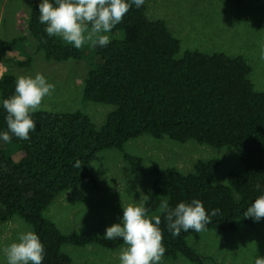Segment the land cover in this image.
<instances>
[{
    "label": "trees",
    "instance_id": "trees-1",
    "mask_svg": "<svg viewBox=\"0 0 264 264\" xmlns=\"http://www.w3.org/2000/svg\"><path fill=\"white\" fill-rule=\"evenodd\" d=\"M237 3L243 0H235ZM39 4V3H38ZM38 4H31L28 33L0 44V63L6 72L0 78V102L14 93V68H27L34 58L22 54V44L30 37L46 60H81L83 51L49 38L38 21ZM111 43L97 46V62L85 82L84 101L113 105L116 109L105 125L97 129L80 112L32 114L36 122L30 140L15 137L0 142V221L15 216L32 226L45 245L43 264H72L62 252L65 244L79 247L98 245L109 250L122 247L120 239L105 240L97 233L64 236L44 216L46 209L63 192L97 186L93 161L106 149L124 150L130 140L142 135L168 137L185 143L193 140L213 148L241 147L244 172L230 173L227 184H215V160L199 161L190 173L175 168L151 167L156 179L144 201L149 216L159 213L162 200L171 207L180 202L200 200L206 212L216 211L205 230L232 232L238 222L250 223L244 212L264 192V92L255 90L251 67L241 57L224 53L187 51L181 58V41L163 20H151L146 0L132 7L110 33ZM6 113L0 107V131L7 130ZM20 159H15V154ZM124 158L137 173L144 170L139 157ZM77 162L81 167H76ZM165 257L182 255L195 264L207 258L189 244L192 230L173 237L163 216Z\"/></svg>",
    "mask_w": 264,
    "mask_h": 264
},
{
    "label": "rangeland",
    "instance_id": "rangeland-1",
    "mask_svg": "<svg viewBox=\"0 0 264 264\" xmlns=\"http://www.w3.org/2000/svg\"><path fill=\"white\" fill-rule=\"evenodd\" d=\"M39 2L0 0V44L28 33L24 21L28 5ZM146 14L151 20L165 21L170 32L181 41L178 58L187 51L241 56L251 67L249 78L255 90L264 92V0H243L241 3L235 0H146ZM23 26L27 30L25 34ZM108 35L111 40L113 36ZM21 46L25 56L20 54L19 57L30 56L34 60L27 68H14L16 77L40 73L55 85V91L44 99L39 111L80 112L87 115L97 129L105 125L116 107L84 101L86 78L97 62V47L88 43L80 48L83 51L81 60L48 61L44 53L37 50L32 37ZM3 58L0 54V59ZM5 71L0 63V78ZM240 151L241 147L213 148L193 140L181 143L168 137L156 139L142 135L126 143L123 151L99 152L92 163L97 186L61 193L44 216L64 236L74 233L103 236L107 227L119 223L122 207L144 203L156 179L150 174L151 167L175 168L187 174L194 170L197 162L215 160L220 163L214 172L215 184L225 185L230 173L244 172ZM125 154L141 158L144 170L134 173ZM14 156L16 160L21 158L19 153ZM24 230L33 228L19 216L7 222L0 221V260L3 249ZM187 241L198 254L207 258L205 264H254L257 256L264 257V218L259 222L251 218L250 223L239 221L232 232L204 230L189 236ZM120 249L112 251L98 245L65 244L62 252L71 257L72 264H119ZM163 264L195 263L178 255L177 258L164 256Z\"/></svg>",
    "mask_w": 264,
    "mask_h": 264
},
{
    "label": "clouds",
    "instance_id": "clouds-1",
    "mask_svg": "<svg viewBox=\"0 0 264 264\" xmlns=\"http://www.w3.org/2000/svg\"><path fill=\"white\" fill-rule=\"evenodd\" d=\"M145 0H40L38 21L44 25L49 38L58 37L75 49L90 43L93 47L106 48L110 33L120 24L132 7L141 8ZM55 91V85L40 73L20 76L15 82L14 93L0 102L6 113V131H0V142L9 143L15 137L30 140V133L37 124L32 114L39 111L44 99ZM76 167H81L77 162ZM256 189L264 192V186ZM119 223L106 228L105 240L120 239L119 264H163L166 252L164 235L160 227L161 215L171 236L189 230L200 233L211 223L216 211L206 212L200 200L180 202L171 207L162 200L159 213L149 216L143 202L122 207ZM244 218L259 222L264 218V195L257 197L244 212ZM46 251L40 236L34 230L18 233L15 241L3 249L0 264H43ZM254 264H264V257L257 256Z\"/></svg>",
    "mask_w": 264,
    "mask_h": 264
},
{
    "label": "crops",
    "instance_id": "crops-1",
    "mask_svg": "<svg viewBox=\"0 0 264 264\" xmlns=\"http://www.w3.org/2000/svg\"><path fill=\"white\" fill-rule=\"evenodd\" d=\"M30 7H31V4L28 5V13H27V17L24 21H26V26L28 27V22H29V18H30ZM14 19L17 21V16L14 15ZM22 30H24V33H26V28L23 26ZM28 32V31H27ZM27 34V33H26ZM3 65V64H2ZM4 66V65H3ZM5 67V66H4ZM6 68V67H5ZM6 72V71H5Z\"/></svg>",
    "mask_w": 264,
    "mask_h": 264
}]
</instances>
